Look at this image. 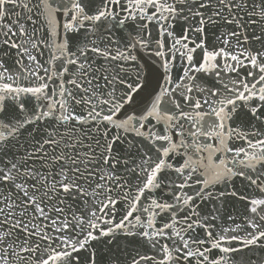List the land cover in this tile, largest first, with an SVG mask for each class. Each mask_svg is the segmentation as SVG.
<instances>
[{
	"label": "snow or ice",
	"instance_id": "1",
	"mask_svg": "<svg viewBox=\"0 0 264 264\" xmlns=\"http://www.w3.org/2000/svg\"><path fill=\"white\" fill-rule=\"evenodd\" d=\"M0 264H264V0H0Z\"/></svg>",
	"mask_w": 264,
	"mask_h": 264
}]
</instances>
